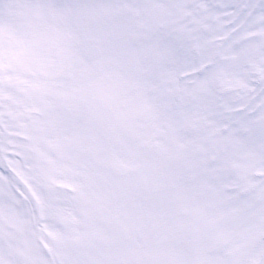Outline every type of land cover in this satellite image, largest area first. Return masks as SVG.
Returning <instances> with one entry per match:
<instances>
[{
	"label": "snow or ice",
	"instance_id": "snow-or-ice-1",
	"mask_svg": "<svg viewBox=\"0 0 264 264\" xmlns=\"http://www.w3.org/2000/svg\"><path fill=\"white\" fill-rule=\"evenodd\" d=\"M0 264H264V0H0Z\"/></svg>",
	"mask_w": 264,
	"mask_h": 264
}]
</instances>
